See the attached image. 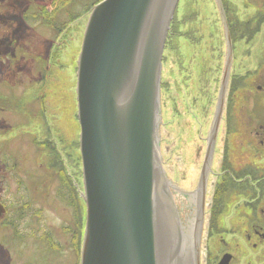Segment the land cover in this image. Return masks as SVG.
Here are the masks:
<instances>
[{
	"label": "rangeland",
	"instance_id": "rangeland-1",
	"mask_svg": "<svg viewBox=\"0 0 264 264\" xmlns=\"http://www.w3.org/2000/svg\"><path fill=\"white\" fill-rule=\"evenodd\" d=\"M61 3L62 0H36L35 3L32 0H0V92L9 93L8 96L16 100L18 105L13 106L23 109L26 104L39 111L32 117L10 116L9 124L14 127L12 137L18 136L12 141L11 160L16 159L21 170L10 179L1 173L2 199L7 193L9 200L19 201L20 179L25 176L24 169L35 164L30 162H35L36 157L26 138H44L47 125L56 130L53 136L62 139L65 145L75 143L74 169L79 172V182L83 184L76 85L87 16L77 3L70 1L67 6ZM38 9L54 14L59 26L54 28L41 12L33 17L32 12ZM240 13V16L244 14L242 9ZM217 25L213 0H180L166 40L161 76L160 150L165 172L176 181L182 179V157L187 152L192 158L201 145V138L207 136L214 116L227 53V48L216 45L224 37V32L217 31ZM235 36L237 44L227 88V100L229 97L231 100L226 104L232 105L236 120H243L244 107L253 104L258 86L264 83V32L252 34L251 38H248L249 33L237 32ZM27 131L33 135L26 134ZM41 157L46 159L41 155L39 161ZM33 171L30 169V174ZM193 174L194 164L189 168V180L185 185L191 183ZM47 201L45 222L31 225L28 231L42 233L43 237L49 234L54 241L63 244L66 238L63 225L70 220L69 212L61 204L54 203L52 197ZM7 228L0 223V264H21L24 259L32 261L35 257L41 264H80V250L75 253L68 246L61 252L51 251L45 260L37 247L32 248L33 240L27 241L28 250L21 259L18 249L7 248L4 244L8 234L13 233L11 227L12 230Z\"/></svg>",
	"mask_w": 264,
	"mask_h": 264
},
{
	"label": "water",
	"instance_id": "water-1",
	"mask_svg": "<svg viewBox=\"0 0 264 264\" xmlns=\"http://www.w3.org/2000/svg\"><path fill=\"white\" fill-rule=\"evenodd\" d=\"M179 2L102 0L89 15L76 85L87 207L80 264H200L201 226L183 239L160 150L163 54ZM227 54L218 114L231 46Z\"/></svg>",
	"mask_w": 264,
	"mask_h": 264
},
{
	"label": "flooded vegetation",
	"instance_id": "flooded-vegetation-1",
	"mask_svg": "<svg viewBox=\"0 0 264 264\" xmlns=\"http://www.w3.org/2000/svg\"><path fill=\"white\" fill-rule=\"evenodd\" d=\"M213 3L219 23L217 31L224 32L216 45L227 49L231 46L232 64L237 44L235 34L249 33L248 38H251L252 34L264 32V0H213ZM240 9L244 13L242 16ZM224 59L226 63L227 53ZM230 78L231 70L228 85ZM227 88L219 114L218 94L207 136L201 138V145L194 155H190L191 159L187 152L182 157V179L176 181L168 173L166 175L171 183L169 188L183 239L187 238L189 242L201 226L200 264H264V83L258 86L253 104L244 107L243 120H236L232 105L226 104L230 99L227 100ZM8 95L0 92V115H3L0 120V177L3 173L10 179L21 170L17 160H11L12 141L18 136L12 137L14 127L9 124L10 116L32 117L38 108L26 104L23 109L18 104L13 106L10 103L13 99ZM45 129L44 138H26L36 157L35 162H30L35 164L26 167L25 176L20 179L19 201L9 200L7 193L5 198L0 197L5 210L0 223L3 222L4 229L14 230L4 244L7 248L18 249L21 259L28 250L29 240H33L32 248L37 247L43 259L49 258L51 251L61 252L71 246L75 253L80 250L81 263L87 207L83 197L84 184L79 182L80 174L74 169L76 146L75 143L65 145L62 139L55 138L56 130L51 126L47 125ZM26 134L33 135V132ZM19 138L22 140L23 136ZM41 155L46 159L41 157L39 161ZM79 158L82 168L80 144ZM193 164L195 175H192L191 183L185 185ZM30 169L34 170L31 174ZM81 173L83 178V170ZM5 179V184L9 185ZM4 192L7 191L4 189ZM50 197L70 215V220L63 225L66 235L63 244L54 241L49 234L43 237L42 233L28 231L31 225L45 222L48 214L45 205ZM32 259H24L21 264H41L36 257Z\"/></svg>",
	"mask_w": 264,
	"mask_h": 264
},
{
	"label": "trees",
	"instance_id": "trees-1",
	"mask_svg": "<svg viewBox=\"0 0 264 264\" xmlns=\"http://www.w3.org/2000/svg\"><path fill=\"white\" fill-rule=\"evenodd\" d=\"M34 3H35V1L36 0H32ZM70 1L71 2H75V3H77L78 5H79V7H81V8H84L85 9V12H86V16H87V19H86V22H87V20H88V17H89V15H90V13H91V11H92V9H93V7L95 6V5H97L99 2H101L102 0H62V3H61V5H63V6H67V5H69V3H70ZM37 6H38V4H37ZM42 7V6H41ZM41 9V8H40ZM40 9H38V10H35L34 12H32V16L33 17H38V15L37 14H39L40 12L42 13H40V15L42 16V17H45V16H47L48 18L46 19V21L47 22H49V23H51L52 25H53V27L54 28H57L58 26H59V23H58V21L54 18V14H49V13H47L46 11H45V9H43V10H40ZM67 9V8H66ZM38 11V12H37ZM177 12V11H176ZM44 13H47L46 15H44ZM176 14V13H175ZM60 29H62V28H60ZM167 42V41H166ZM52 54H54V53H52ZM16 100H11V105L12 104H17V102H15ZM28 264H37V263H28Z\"/></svg>",
	"mask_w": 264,
	"mask_h": 264
},
{
	"label": "bare ground",
	"instance_id": "bare-ground-1",
	"mask_svg": "<svg viewBox=\"0 0 264 264\" xmlns=\"http://www.w3.org/2000/svg\"><path fill=\"white\" fill-rule=\"evenodd\" d=\"M89 18V17H88ZM86 24H87V22H86ZM82 35H83V33H82Z\"/></svg>",
	"mask_w": 264,
	"mask_h": 264
}]
</instances>
